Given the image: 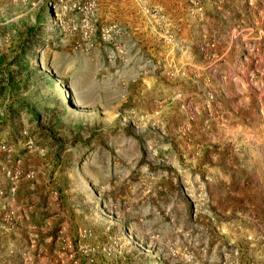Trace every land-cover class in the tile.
Masks as SVG:
<instances>
[{"label": "rangeland", "instance_id": "1", "mask_svg": "<svg viewBox=\"0 0 264 264\" xmlns=\"http://www.w3.org/2000/svg\"><path fill=\"white\" fill-rule=\"evenodd\" d=\"M0 264H264V0H0Z\"/></svg>", "mask_w": 264, "mask_h": 264}, {"label": "trees", "instance_id": "2", "mask_svg": "<svg viewBox=\"0 0 264 264\" xmlns=\"http://www.w3.org/2000/svg\"><path fill=\"white\" fill-rule=\"evenodd\" d=\"M49 18H52V16L50 15ZM37 43L38 40L36 34H33L31 30H26V32L23 34V36H21L20 40L15 46V51H17V54L14 57V62L25 59V55L27 53L35 50V47L38 46ZM51 81H53V78H48L45 80V83H49ZM41 109H43V106H41ZM36 119L38 120V117H36ZM100 204H102L101 200Z\"/></svg>", "mask_w": 264, "mask_h": 264}]
</instances>
